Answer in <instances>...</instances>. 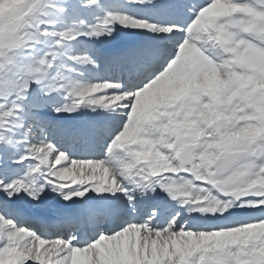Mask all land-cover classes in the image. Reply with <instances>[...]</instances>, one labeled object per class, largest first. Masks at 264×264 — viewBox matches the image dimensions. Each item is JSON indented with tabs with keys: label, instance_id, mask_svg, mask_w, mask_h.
<instances>
[{
	"label": "snow or ice",
	"instance_id": "1",
	"mask_svg": "<svg viewBox=\"0 0 264 264\" xmlns=\"http://www.w3.org/2000/svg\"><path fill=\"white\" fill-rule=\"evenodd\" d=\"M163 6L183 18L107 11L97 24L76 17L57 29L50 10L68 17L98 0H0V156L29 162L23 176L0 179V264H264V0ZM115 24L166 43L113 58L131 83L76 79L98 59L67 45ZM50 95L63 102H36ZM42 107L115 113L119 130L102 158H73L36 139L33 127L48 123ZM45 187L64 201L87 196L75 221L85 239L17 226L13 196L37 200ZM141 202L150 205L137 219Z\"/></svg>",
	"mask_w": 264,
	"mask_h": 264
},
{
	"label": "bare ground",
	"instance_id": "2",
	"mask_svg": "<svg viewBox=\"0 0 264 264\" xmlns=\"http://www.w3.org/2000/svg\"><path fill=\"white\" fill-rule=\"evenodd\" d=\"M52 2H58V0H52ZM161 3V7L153 8L149 5H140L129 3L128 0H102V6L106 11H120L137 18L149 19L153 22L167 23L170 20L182 19L183 12L180 10L170 12L163 5L168 0H158ZM174 3H182L183 0H172ZM74 3H78V0H74ZM89 8H78L74 15L68 17H61L54 10H50L53 13L54 18L57 19V29H60L64 24L71 23L76 17L84 19L88 24H97L104 15L101 13H90ZM92 11V10H91ZM99 12V11H98ZM104 13V14H105ZM114 31L111 35H102L99 38H86L79 37L77 40L72 41L67 45L71 54H87L94 59H98L99 67L93 69L91 66L80 68L83 72L82 76H76V79L86 80L89 82L99 80H117L122 83H131L135 77L130 75V67L123 65L118 59H113L119 55L112 53V46L120 45L123 42L132 43L135 36L142 37V41L139 46H153L163 45L166 41L162 39H154V34H144L143 30L123 28L119 24L112 25ZM97 47H96V46ZM44 45H37V48H43ZM131 48V49H132ZM102 50L105 53L102 54ZM99 53V56H97ZM32 99V97H29ZM44 100L63 102L62 96L50 95L49 97H38L37 103H42ZM79 115L72 119V123L66 122L64 119L67 115L72 113H54L47 107H42L39 112L45 117L48 123L33 127L36 139L46 137L48 141L54 143L60 150L68 153L73 158H102L104 155V147L114 131L119 130L117 120L114 118L115 113L103 112L97 109L95 112L90 111L87 107H81L78 109ZM120 110L117 109V112ZM100 125H103L100 127ZM67 128V129H66ZM42 129V133H41ZM21 138V137H17ZM2 147V146H0ZM11 150H9L10 152ZM21 151L23 149L21 148ZM9 152H5L3 156H0V179L10 181L12 179L23 176L26 165L29 163L25 161L24 164L15 163L13 157L8 159ZM78 172L77 170H74ZM79 178V177H78ZM3 195V193H2ZM89 195L95 196L94 193ZM119 195V193H117ZM18 203L12 204L9 215L13 218L17 226H23L35 231L38 235L52 236L50 230H40L38 225L43 220L38 217V210L46 211L48 214L54 217L53 221H61V217L66 215L71 209L76 198L70 201H64L60 195L51 191L50 188L45 187L44 191L40 194L37 200L29 199L27 195L21 190L19 196H13ZM83 199L87 200V196ZM97 199H99L97 197ZM126 204L127 202L124 201ZM149 202H141L138 205L139 214L134 213L137 219H142L143 214L147 211ZM34 219L30 220L31 217ZM35 221V222H33ZM78 239H85L83 235H77L78 232H73ZM91 238V235L90 237Z\"/></svg>",
	"mask_w": 264,
	"mask_h": 264
},
{
	"label": "rangeland",
	"instance_id": "3",
	"mask_svg": "<svg viewBox=\"0 0 264 264\" xmlns=\"http://www.w3.org/2000/svg\"><path fill=\"white\" fill-rule=\"evenodd\" d=\"M120 2H122V0H119ZM98 4H99V7H92V8H89V9H87V10H89L90 11V13H92V12H96V13H101V15H105L104 13V11H106L105 9H104V7L102 6V0H98ZM92 10V11H91ZM99 11V12H98ZM67 129V128H66Z\"/></svg>",
	"mask_w": 264,
	"mask_h": 264
}]
</instances>
